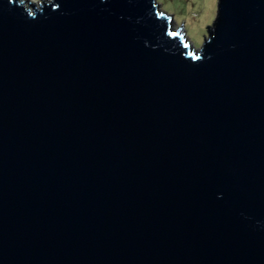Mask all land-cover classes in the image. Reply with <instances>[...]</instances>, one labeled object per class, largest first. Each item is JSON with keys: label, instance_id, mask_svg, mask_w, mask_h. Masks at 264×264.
<instances>
[{"label": "water", "instance_id": "water-1", "mask_svg": "<svg viewBox=\"0 0 264 264\" xmlns=\"http://www.w3.org/2000/svg\"><path fill=\"white\" fill-rule=\"evenodd\" d=\"M171 21L0 0V264H264V0Z\"/></svg>", "mask_w": 264, "mask_h": 264}, {"label": "rangeland", "instance_id": "rangeland-1", "mask_svg": "<svg viewBox=\"0 0 264 264\" xmlns=\"http://www.w3.org/2000/svg\"><path fill=\"white\" fill-rule=\"evenodd\" d=\"M26 5L34 2L36 5L42 0H21ZM159 10L172 16V30H178L192 49L199 48L206 35V25L211 24L216 14L217 0H157Z\"/></svg>", "mask_w": 264, "mask_h": 264}]
</instances>
